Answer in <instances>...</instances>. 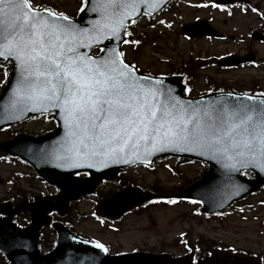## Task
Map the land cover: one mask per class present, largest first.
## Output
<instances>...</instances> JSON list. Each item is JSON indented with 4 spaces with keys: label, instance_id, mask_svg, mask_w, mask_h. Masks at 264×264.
Segmentation results:
<instances>
[{
    "label": "snow or ice",
    "instance_id": "6c2138e0",
    "mask_svg": "<svg viewBox=\"0 0 264 264\" xmlns=\"http://www.w3.org/2000/svg\"><path fill=\"white\" fill-rule=\"evenodd\" d=\"M135 6V0H96L91 11L101 18L85 31L62 13L44 9L42 15L28 0H0V57L14 60L18 71L13 94L59 110L67 128L65 153L75 160L110 159L143 142L153 150L158 143L180 151L200 148L235 161L226 167L251 164L264 171V100L192 109L170 96L162 100L158 87L143 83L122 52L81 55L86 38L95 41L105 31L117 36Z\"/></svg>",
    "mask_w": 264,
    "mask_h": 264
},
{
    "label": "rangeland",
    "instance_id": "374dc122",
    "mask_svg": "<svg viewBox=\"0 0 264 264\" xmlns=\"http://www.w3.org/2000/svg\"><path fill=\"white\" fill-rule=\"evenodd\" d=\"M211 1L177 0L151 23L142 19L133 24L130 32L136 37H130L132 40L124 47V58L152 74L180 71L190 78L193 93L197 88L264 91V0H249L248 4L238 3L220 10L208 5ZM65 4L70 8L68 14L73 16L80 6V0H66ZM196 18L206 19L224 36L221 39L184 38L179 26ZM255 31L263 36L262 40L252 38ZM246 53H251L257 62L230 68L214 63L223 56ZM197 58L206 60L207 65L199 66V61L195 60ZM2 66L0 89L5 83V71L10 68ZM45 121L47 123L43 124ZM49 127H53L49 117H44L42 121L28 120L20 123L17 128L0 130V140L12 136L16 130L36 134L40 129ZM171 167L175 168V174ZM204 168L202 163L194 162L180 163L176 167L173 159H167L157 162L151 168H131L125 172V176L127 181L143 187L158 183L163 189L175 190L199 176ZM30 173V168L20 161L0 158V201H5L18 188L28 187ZM114 189V185L104 184L99 194ZM263 201L264 189L239 202L247 204L242 210L234 212L232 209L211 219L199 216V205L195 203H153L124 215L112 229L91 216L96 205L94 197L82 198L73 208L86 215L78 218L77 229L104 240L112 252L134 249L162 251L164 248L171 251L170 242H176L179 233L185 229L191 230L195 236H210L222 247L231 245L251 252H264Z\"/></svg>",
    "mask_w": 264,
    "mask_h": 264
},
{
    "label": "water",
    "instance_id": "95a60500",
    "mask_svg": "<svg viewBox=\"0 0 264 264\" xmlns=\"http://www.w3.org/2000/svg\"><path fill=\"white\" fill-rule=\"evenodd\" d=\"M84 10L79 14L77 19H69L78 29L87 31L92 27V22L101 18V13L91 11L96 7V0H86ZM167 0H135V9L127 10V15L123 20L122 26L117 29V36H112L105 31L102 36H97L95 41L85 39L81 42L79 52L81 55H89L90 49L100 44L101 53L93 58L108 57L111 55L110 49L118 51V45L122 39L124 25L128 18L137 17L142 11L153 12L159 9ZM226 2L227 0H221ZM41 14L47 16L44 9ZM52 19V17H48ZM62 23H67L62 21ZM197 26L195 30L193 27ZM189 35H216V33L204 25L203 21L195 24L185 25L183 27ZM107 38L109 39L107 41ZM119 52V51H118ZM5 59L4 57H0ZM249 59V58H244ZM11 71L10 80L0 94V127L16 122L33 112L47 111L40 104H33L23 100L21 97L13 94L12 89L18 78L16 62ZM143 83L156 85L159 89L160 98L166 99L169 96L178 100L186 107L192 109L205 110L219 107L226 104L233 107L239 103L258 104L264 100L262 95H246L232 93H211L197 99H186L181 97V85L179 78L172 76L165 77H148L137 74ZM144 78H147L146 80ZM157 82H160L159 84ZM252 96L254 100H248ZM219 102V103H217ZM55 117L58 120V126L53 131L40 137H28L17 134L14 138L0 143V150L7 153L18 155L28 161L39 176L47 182L57 186L60 192L51 197L35 198V202L25 205L20 203L15 208L10 209L8 206L0 205V213L6 215L0 219V251L5 254L12 264H189L188 259L170 258L169 255H155L147 252H133L122 255L107 256L103 248H97L94 242L73 241L67 239L64 228L57 223L53 226L58 230L56 248L51 252L40 255L37 245V231L42 225L49 222L46 212L57 209L62 212L66 209L67 201L75 199L84 193H90L94 186L101 179L115 180L116 173L124 170L129 164L134 162H146L152 157L159 154H177L188 155L195 158L204 159L209 162L208 172L190 186L184 188L176 196L186 197L199 200L203 203L202 211L210 212L224 208L232 200L244 196L245 194L257 190L264 182V171L253 167H242L237 164L236 168L226 167V164L234 163L228 161L221 154L217 153L216 158H212L211 152H204L200 148L188 151H180L172 144H157L159 150H153L150 145L146 146L143 142L139 147L126 146L125 150L118 153L116 157L110 159H84L75 160L70 155L66 156L65 149L67 128L64 120L55 109ZM60 159H57V156ZM76 163L78 166H69ZM89 164L93 166L89 167ZM240 169H252L255 173L254 179H243L239 177ZM87 171L88 177H76L75 172ZM154 194L141 192L137 188H124L118 193L100 203V210L110 218H114L131 206L142 203L143 201L153 198ZM55 199V202L53 201ZM20 210H28L31 216V223L24 229H19L12 224L11 218L14 213ZM253 262L252 259L231 257L225 253L215 252L210 258L199 262L198 264H247ZM5 264V263H0Z\"/></svg>",
    "mask_w": 264,
    "mask_h": 264
},
{
    "label": "bare ground",
    "instance_id": "6f19581e",
    "mask_svg": "<svg viewBox=\"0 0 264 264\" xmlns=\"http://www.w3.org/2000/svg\"><path fill=\"white\" fill-rule=\"evenodd\" d=\"M220 50H222V49H220Z\"/></svg>",
    "mask_w": 264,
    "mask_h": 264
}]
</instances>
